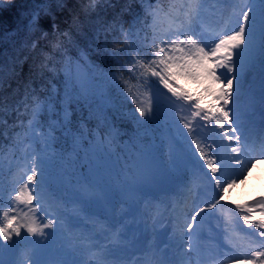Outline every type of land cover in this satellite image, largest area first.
Listing matches in <instances>:
<instances>
[{
	"label": "rangeland",
	"instance_id": "374dc122",
	"mask_svg": "<svg viewBox=\"0 0 264 264\" xmlns=\"http://www.w3.org/2000/svg\"><path fill=\"white\" fill-rule=\"evenodd\" d=\"M248 2L249 0H236L232 17H227L220 25L217 18H213L209 24L219 25V31L234 29L237 26L235 17L239 15L240 8ZM181 3L183 0L159 2L150 8V13L157 8L167 12L173 5L174 10L179 9ZM250 6L257 12L255 37L251 52L246 54L243 72L240 75L251 73L258 78V83L255 88H251L244 96L239 95L238 100H234L229 105V108L234 107L237 113L243 112V114L248 108L252 111L264 109V104L257 107L254 103L255 97L264 95V47L261 41L259 0H254ZM149 20V30L145 36L150 38L151 15ZM227 75L233 74L227 73ZM186 82L188 84L184 79L180 81L194 95L203 96L205 106L214 102L213 97L205 93L204 83L197 84L191 80ZM87 88L90 90L84 89L83 97L89 103V107L98 95L96 91L91 90V86ZM143 89L145 91L140 95L139 100H146L151 94L148 87L143 86ZM160 99L164 107L161 108L159 118L155 120L158 132L153 136L148 149L139 147L135 151L133 162L128 158L129 146L122 142L117 145L107 139L106 142L98 139L90 142L88 149L84 147L78 157V152L67 149L69 140L54 147L52 139L48 137L46 141L41 140L37 144L32 139V132L31 138L27 139L29 141L26 140L22 147L19 148L14 144L13 148L3 153L0 175L3 176L2 179L4 177L7 179L2 188V203L5 205V210L10 193L14 187L20 186L19 182L24 178L29 163L28 153L36 150L45 162L47 191L51 194V198L57 201L54 208L47 207L45 211H38L37 216L44 223L48 222L49 216L60 218L53 228L45 229L44 236H28L29 240H36L38 243L27 245L19 243L0 251V259H3L5 264H16L20 260L26 264H78L83 249L87 253L86 259L92 264L94 257H89L92 250L97 251V256L106 254L107 264L122 259L127 261V264H141L138 262L140 260H144L143 264L149 262L168 264L167 259L162 258L164 253L161 251L166 249L167 238L170 237L165 227L171 226L173 219H181L177 222L176 239L183 248L179 246L176 254L186 261V264H220L221 260L224 264H231L227 257L231 256L233 245L238 246L240 241L238 238L244 237L245 233L239 231L240 226H237V232L232 237L224 234L220 227L221 221L216 217L231 216L232 212L227 207L224 213L213 210L208 214V220L199 229H194L198 233L192 238L194 250L190 253L186 251L189 243L188 237L183 233L186 215L194 203L211 199L215 196V192L187 151V142L191 139L186 135L188 129H185L178 118H174L167 110L165 97L161 95ZM253 117L252 115L251 126L256 127L262 121ZM115 130L117 129L113 131ZM36 131L41 132L39 128ZM218 132V129L212 131L209 125L207 129L196 127L194 135L211 154L217 150ZM77 140L81 147L82 141L80 142V138ZM163 150L167 151V156L162 153ZM149 165L152 175L146 181L143 173ZM174 168L176 172H173ZM163 183L166 184L165 188H162ZM116 190L123 195L125 203L117 197ZM145 190L153 192L155 196L147 195ZM183 195L188 202L186 206L183 205L185 213L171 217L168 213L161 216L159 210L161 199L171 202L172 210L177 212L180 209L177 197ZM262 197H264V159L256 155L254 166L247 173V177L233 187L230 194L225 197V201L234 208L236 204H254ZM148 210L150 215L146 212ZM259 218V210H257L255 219L259 220ZM244 227L246 229V226ZM246 231L252 230L246 229ZM18 239L13 237V240ZM249 239L259 243L258 237ZM245 241L247 242L242 240ZM0 244L11 245L12 241L0 240ZM252 250L261 249L253 245L248 249L249 254ZM19 256L20 259L17 261ZM216 258L219 259L218 262H215ZM240 264H247V261L241 260Z\"/></svg>",
	"mask_w": 264,
	"mask_h": 264
},
{
	"label": "snow or ice",
	"instance_id": "6c2138e0",
	"mask_svg": "<svg viewBox=\"0 0 264 264\" xmlns=\"http://www.w3.org/2000/svg\"><path fill=\"white\" fill-rule=\"evenodd\" d=\"M101 2H110V0H86L85 11L95 10V5ZM159 2L160 0H157L158 4ZM211 2L213 0H183L179 9L174 10V5L167 12L160 8L153 9L150 13L151 37L146 36L143 45L147 51L141 52L139 48L135 49L136 55L130 56L128 63L131 66L126 71L130 74L129 79H135L137 84L147 86L151 93L146 100H139L133 95V102L137 105L136 111L139 112L140 117H144L143 120L137 118V123L144 126L157 120L161 108L164 107L160 97L164 96L167 110L174 118H178L185 129H188L186 135L191 139L187 142V151L191 154L193 163L198 166L199 172L203 173L215 192V196L211 199L194 203L186 215L183 224V233L189 241L186 251L190 253L194 250L192 238L198 234L194 229H199L213 210L224 213L227 207L232 212L231 216L216 217L221 221L220 227L224 234L232 237L237 232V226H240L239 231L244 232L245 235L238 239L247 240L250 248L255 245L257 249H261L252 250L250 254L248 251H238L236 255L227 259L231 264H240L241 260L247 261V264H258V262L264 264V197L256 200L254 204H236L234 208L225 201V197L230 194L233 187L247 177L256 159L249 149V136L240 122V116L235 108H229V105L239 98L240 74L243 72L246 54L251 52L257 12L250 6L254 0H249L235 17L237 26L234 29L219 31V25L208 24L203 15L204 6ZM214 2L221 3L226 0H214ZM2 3L3 0H0V4ZM259 3L262 6L260 25L262 47H264V0H259ZM63 4L64 0H43V6L30 15L29 31L39 32L41 14L51 16L50 6L62 7ZM51 27L54 32L58 31L54 18ZM121 35L124 41L114 42L117 44V49L111 53L114 57L121 54L128 55L124 49L131 48L134 42L135 33L130 34L122 30ZM43 36L47 37L48 33H43ZM63 36L68 37V33L65 32ZM36 46L33 41L31 47L35 49ZM55 47H60V44ZM221 69L225 71H220ZM227 73L233 75L229 76ZM181 79L191 80L197 84L204 83L205 93L211 95L214 102L205 106L204 97L194 95L186 89L180 83ZM117 80H123V74L113 77V82ZM123 83L129 94H132L129 80H123ZM164 89L167 91L164 92ZM5 107L4 101L0 99V124L4 123L2 115ZM43 107L39 97H35L32 101L29 128L32 139L37 144L41 140L46 141L50 136L49 132L36 131L43 127L38 119ZM209 125L212 131L219 130L217 150L211 154L194 135L196 127L207 129ZM3 152V144L0 143V169H2ZM258 155L264 159V140L260 142ZM27 159L29 163L24 178L19 182L20 186L14 187L10 193L7 210L2 203V189H0V240L12 241L11 245L0 244V251L19 243L25 245L38 243L36 240H29L28 236H44L45 229L53 228L60 221L58 216H49L48 222L44 223L37 216L38 211H45L47 207L54 208L57 201L53 200L47 191L45 162L39 152L30 151ZM151 175L152 170L149 165L143 177L147 181ZM257 210H259V220L255 219ZM244 226L252 231H246ZM13 237L19 239L13 240ZM250 237H258L259 243L249 239ZM236 247L237 245L234 244L233 248ZM0 264H5V261L0 259ZM97 264H107L106 254L100 255ZM220 264H224V261L221 260Z\"/></svg>",
	"mask_w": 264,
	"mask_h": 264
},
{
	"label": "trees",
	"instance_id": "16d2710c",
	"mask_svg": "<svg viewBox=\"0 0 264 264\" xmlns=\"http://www.w3.org/2000/svg\"><path fill=\"white\" fill-rule=\"evenodd\" d=\"M156 3L157 0H110L97 3L95 10L85 11L86 0H64L62 7L50 6L51 16L41 14L40 31L33 33L28 29L30 15L43 6V0H3L0 4V99L6 106L4 123L0 124L3 153L14 144L22 147L31 137L29 121L35 97L44 106L38 118L43 127L39 129L50 133L55 147L69 140L67 149L78 152L80 157L83 148L88 149L90 142L98 139L117 145L122 142L129 146L130 162L135 160L133 154L139 147L148 149L158 129L155 121L144 126L137 123V118L144 117L136 111L133 95L139 99L145 90L135 79H129L126 69L131 66L130 56L136 55L135 49L147 51L143 45L149 30L150 8ZM261 11L260 5L258 12ZM53 18L58 29L55 32L51 27ZM122 30L135 33L134 42L131 48L124 49L128 55L114 57L111 55L117 49L114 42L124 41ZM65 32L68 37L63 36ZM33 41L35 49L31 47ZM58 43L60 47H55ZM121 74L123 80H129L132 94L123 80L113 82V77ZM90 86L98 96L88 107L83 91L90 90L87 88ZM77 138L83 143L81 147ZM162 153L167 156V151ZM2 177L0 189L7 181ZM116 192L121 202L126 201Z\"/></svg>",
	"mask_w": 264,
	"mask_h": 264
},
{
	"label": "bare ground",
	"instance_id": "6f19581e",
	"mask_svg": "<svg viewBox=\"0 0 264 264\" xmlns=\"http://www.w3.org/2000/svg\"><path fill=\"white\" fill-rule=\"evenodd\" d=\"M236 0H226V2H221V3H215L214 0L212 3H208L204 6L203 9V15L204 18L206 20V22L209 24V22L213 19V18H217V21L219 22V25L221 22H224L225 19L227 17H232V14L234 13V3ZM258 83V78L254 77L251 73H246L244 75L241 76V80H240V92L239 95L244 96L245 93L247 91H249L251 88H255V86ZM236 84V82L234 81V85ZM240 97V96H239ZM254 103L257 107H259L260 105L264 104V95H261L259 98L255 97L254 98ZM240 116V122L242 125H244L245 130L249 136V140H250V146H252L250 149L253 150V152H255V154L259 157L258 153L260 151V142L261 140H264V109H259V111H252L251 108H248L247 111L243 114V112H239L238 113ZM252 115L254 116L253 118L255 120H260V124H258V126L256 127H252L251 126V121H252ZM245 116V117H244ZM177 201L180 202V209H178L177 212H175L174 210H172V206H171V202H167L164 198L161 199V201H159V210L161 213V216H163L164 214L168 213V216H174L176 214V216L178 214H181L182 212L185 213L183 205L186 206V204L188 203L186 201V197L183 196H178L177 197ZM147 214H149V210L146 211ZM175 212V213H173ZM150 215V214H149ZM181 219H173L172 225L169 227H165L166 229H168V233H169V238H167L168 242H167V247L165 250H162L161 252L164 253L162 258L163 259H167L166 262L168 264H186V261H184L183 259H181L176 253H177V249L182 247L180 244H178L180 241H178V239H176L177 235H176V229H177V222H180ZM183 223V222H181ZM178 242V243H177ZM238 246L236 248L233 249V251H231V256H234L237 254L238 251H248V249L250 248L247 244V242H242V240H240L238 242ZM180 246V247H179ZM183 250V249H182ZM94 258H97V254L94 253L93 255ZM87 258V253L85 251V249H83V252L81 254V257L79 259V263L78 264H92ZM20 259V256L18 257L17 261ZM219 260H216V262H218ZM21 262H23V260H20V262L16 263V264H21ZM139 263L143 264L144 260H140L138 261ZM220 262V261H219ZM111 263L115 264H127V261L125 260H114ZM23 264H26L23 262ZM93 264H97V263H93Z\"/></svg>",
	"mask_w": 264,
	"mask_h": 264
},
{
	"label": "water",
	"instance_id": "95a60500",
	"mask_svg": "<svg viewBox=\"0 0 264 264\" xmlns=\"http://www.w3.org/2000/svg\"><path fill=\"white\" fill-rule=\"evenodd\" d=\"M164 186V185H163Z\"/></svg>",
	"mask_w": 264,
	"mask_h": 264
}]
</instances>
